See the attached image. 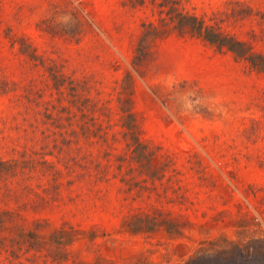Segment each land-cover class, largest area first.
Wrapping results in <instances>:
<instances>
[{"label": "rangeland", "instance_id": "1", "mask_svg": "<svg viewBox=\"0 0 264 264\" xmlns=\"http://www.w3.org/2000/svg\"><path fill=\"white\" fill-rule=\"evenodd\" d=\"M263 54L264 0H0V264H264Z\"/></svg>", "mask_w": 264, "mask_h": 264}, {"label": "trees", "instance_id": "2", "mask_svg": "<svg viewBox=\"0 0 264 264\" xmlns=\"http://www.w3.org/2000/svg\"><path fill=\"white\" fill-rule=\"evenodd\" d=\"M198 35H200L202 38L206 39L209 42L217 43L218 45H224L229 50L233 51L236 54H243L238 49L240 48V45L238 42L234 41H228L224 39L223 37H218L215 33H210L209 31H198ZM248 61L252 66H254L256 69L264 71V54L263 55H257V56H247ZM0 217V222H1Z\"/></svg>", "mask_w": 264, "mask_h": 264}]
</instances>
